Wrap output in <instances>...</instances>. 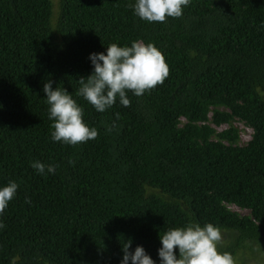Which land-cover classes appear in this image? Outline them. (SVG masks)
Wrapping results in <instances>:
<instances>
[{
    "label": "trees",
    "instance_id": "obj_1",
    "mask_svg": "<svg viewBox=\"0 0 264 264\" xmlns=\"http://www.w3.org/2000/svg\"><path fill=\"white\" fill-rule=\"evenodd\" d=\"M134 2L0 0V186H19L0 214V264H119L127 238L158 260L159 234L188 220L219 226L221 252L264 253V0H190L164 22ZM134 40L162 52L168 76L97 112L77 95L89 53ZM49 79L94 139H50ZM236 119L251 129L242 145Z\"/></svg>",
    "mask_w": 264,
    "mask_h": 264
},
{
    "label": "clouds",
    "instance_id": "obj_2",
    "mask_svg": "<svg viewBox=\"0 0 264 264\" xmlns=\"http://www.w3.org/2000/svg\"><path fill=\"white\" fill-rule=\"evenodd\" d=\"M189 3L190 0H135L132 8L142 20L164 22L167 17L181 16L183 7ZM88 59L92 71L87 77L79 78L77 95L82 96L97 112H104L117 99L121 105L128 106V91L141 96L146 90L162 83L169 72L162 52L152 42L142 40H134L130 45L110 43L102 52L89 53ZM53 83L49 79L42 88L51 121L50 139L69 145L94 139L98 130L84 121L83 107L64 87L58 83L53 87ZM31 166L41 175L54 173L57 167L40 160L33 161ZM18 187L13 180L0 186V214L8 207ZM4 227L0 220V229ZM221 238L219 226L188 220L183 226L169 227L159 234L158 260L153 259L142 245L137 244L133 248L132 239H125L121 244L119 264H235L231 253L218 250Z\"/></svg>",
    "mask_w": 264,
    "mask_h": 264
},
{
    "label": "rangeland",
    "instance_id": "obj_3",
    "mask_svg": "<svg viewBox=\"0 0 264 264\" xmlns=\"http://www.w3.org/2000/svg\"><path fill=\"white\" fill-rule=\"evenodd\" d=\"M52 2L54 3V5H56L57 0H52ZM54 9L56 10L57 7L54 6ZM183 120L184 119H182V121ZM231 125L238 130V143L240 145L246 143L247 140L250 138L251 129L247 127L243 122L237 119L232 121ZM211 126L215 127L217 131H221L222 129H225L228 124H222L220 126H215L211 124ZM228 208L234 212H237L239 215L249 214V211L247 209H241L235 205H228ZM222 234V238L219 242L223 241L224 239H227V234H224L223 232ZM233 258L235 264H264V253L258 252V249L256 247L250 250H248L247 248L238 250Z\"/></svg>",
    "mask_w": 264,
    "mask_h": 264
}]
</instances>
